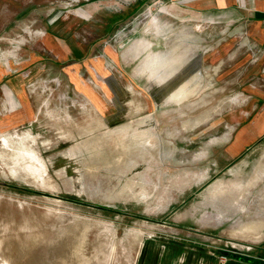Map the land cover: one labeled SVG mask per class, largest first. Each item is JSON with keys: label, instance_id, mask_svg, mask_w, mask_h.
<instances>
[{"label": "rangeland", "instance_id": "374dc122", "mask_svg": "<svg viewBox=\"0 0 264 264\" xmlns=\"http://www.w3.org/2000/svg\"><path fill=\"white\" fill-rule=\"evenodd\" d=\"M147 3L0 0V264H264L256 61L187 82Z\"/></svg>", "mask_w": 264, "mask_h": 264}, {"label": "crops", "instance_id": "0c3cea01", "mask_svg": "<svg viewBox=\"0 0 264 264\" xmlns=\"http://www.w3.org/2000/svg\"><path fill=\"white\" fill-rule=\"evenodd\" d=\"M150 1L153 4L147 3L140 11L142 18H147V30L143 33L147 35L148 48L159 42L166 55L179 50L177 42L185 38L184 51L188 53L183 51L181 60L187 64L180 77H188L187 82L200 72L197 67L203 60L209 61L207 65L212 67L221 63L226 68L221 71V79L228 81L236 69L238 72L240 68L245 69L253 57L254 72L257 70V90H254L257 131H261L257 137H260L264 132V0ZM171 42L176 46L168 47ZM212 49L220 51L218 56L213 54L202 60L198 52ZM230 71L233 72L230 74ZM244 72L239 74L242 78L246 77Z\"/></svg>", "mask_w": 264, "mask_h": 264}]
</instances>
